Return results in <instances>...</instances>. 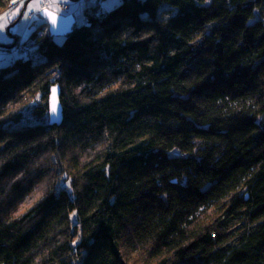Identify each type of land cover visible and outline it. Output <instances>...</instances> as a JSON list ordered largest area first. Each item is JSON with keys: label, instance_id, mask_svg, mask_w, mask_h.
I'll list each match as a JSON object with an SVG mask.
<instances>
[{"label": "trees", "instance_id": "obj_1", "mask_svg": "<svg viewBox=\"0 0 264 264\" xmlns=\"http://www.w3.org/2000/svg\"><path fill=\"white\" fill-rule=\"evenodd\" d=\"M96 1L0 68V264H264V0Z\"/></svg>", "mask_w": 264, "mask_h": 264}, {"label": "rangeland", "instance_id": "obj_2", "mask_svg": "<svg viewBox=\"0 0 264 264\" xmlns=\"http://www.w3.org/2000/svg\"><path fill=\"white\" fill-rule=\"evenodd\" d=\"M65 1L66 2H55V0H27L23 3L24 6H27L23 13H21L19 6L14 10H8L0 14V46L10 45L15 41V46H18L19 44H17V40H15L16 38H18L20 42L25 43L31 39L30 35L33 30L39 29L40 31L41 29L39 27L45 22L44 19L40 17V9L43 5H48V8L62 15H73L76 19V25L80 26L84 23L86 18L85 9L87 7L91 8L98 3L96 0ZM104 2L107 3L108 0ZM104 2H101L100 5H102L104 10H108L117 6L120 3V0H116V2L111 4L107 9L103 6L105 4ZM206 2L209 3L210 0H207ZM40 3H42V5L39 9L38 7ZM61 5H67L68 11L62 9L60 7ZM76 5L77 8L75 9ZM16 17H18V19L12 25V22ZM0 54L3 56V58L0 59V68L8 66L10 64V53L8 51L0 50ZM20 56L24 55L20 53L16 55V57Z\"/></svg>", "mask_w": 264, "mask_h": 264}, {"label": "water", "instance_id": "obj_3", "mask_svg": "<svg viewBox=\"0 0 264 264\" xmlns=\"http://www.w3.org/2000/svg\"><path fill=\"white\" fill-rule=\"evenodd\" d=\"M26 5L23 11L26 9ZM22 11V13H23ZM40 17L44 19L49 26V33L54 37H64L70 34L76 25V19L73 15H62L50 8H43L40 10ZM53 19L56 23L53 24ZM16 41L10 45H4L3 49L11 51L14 49ZM61 88L59 85H54L51 88L49 95V124L51 126L60 127L64 121V109L61 103ZM56 109L55 113L53 109Z\"/></svg>", "mask_w": 264, "mask_h": 264}, {"label": "built area", "instance_id": "obj_4", "mask_svg": "<svg viewBox=\"0 0 264 264\" xmlns=\"http://www.w3.org/2000/svg\"><path fill=\"white\" fill-rule=\"evenodd\" d=\"M62 9L68 11V6L67 5H61L60 6ZM43 8H48V5L46 6H42L41 9ZM34 41L32 39L26 41L25 43H21L18 46H15L14 49H12V54H24V55H28L29 52L31 51L30 48L33 46Z\"/></svg>", "mask_w": 264, "mask_h": 264}, {"label": "snow or ice", "instance_id": "obj_5", "mask_svg": "<svg viewBox=\"0 0 264 264\" xmlns=\"http://www.w3.org/2000/svg\"><path fill=\"white\" fill-rule=\"evenodd\" d=\"M115 2H116V0H108V2L105 3L103 6L107 9L108 7H110L111 4H113ZM55 23H56V21H55V19H53V24H55ZM2 58H3V56H2V54H0V59H2ZM55 111H56V109L54 108L53 112L55 113Z\"/></svg>", "mask_w": 264, "mask_h": 264}, {"label": "crops", "instance_id": "obj_6", "mask_svg": "<svg viewBox=\"0 0 264 264\" xmlns=\"http://www.w3.org/2000/svg\"><path fill=\"white\" fill-rule=\"evenodd\" d=\"M55 2H66L65 0H55ZM105 3V2H104ZM41 5H42V3H40L39 4V9H40V7H41ZM77 8V5H76V7H75V9ZM41 10V9H40ZM70 14H71V12H70Z\"/></svg>", "mask_w": 264, "mask_h": 264}]
</instances>
